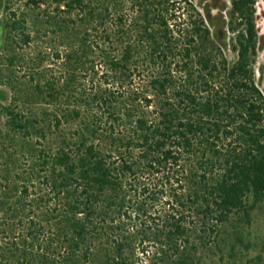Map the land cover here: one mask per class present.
Here are the masks:
<instances>
[{
  "label": "trees",
  "instance_id": "16d2710c",
  "mask_svg": "<svg viewBox=\"0 0 264 264\" xmlns=\"http://www.w3.org/2000/svg\"><path fill=\"white\" fill-rule=\"evenodd\" d=\"M18 1L0 16V264H192L191 207L216 225L262 202L256 0H229L233 62L192 3L175 33L173 0H130L115 32L117 0Z\"/></svg>",
  "mask_w": 264,
  "mask_h": 264
},
{
  "label": "rangeland",
  "instance_id": "374dc122",
  "mask_svg": "<svg viewBox=\"0 0 264 264\" xmlns=\"http://www.w3.org/2000/svg\"><path fill=\"white\" fill-rule=\"evenodd\" d=\"M21 3L18 0H0V16L9 12L8 8L14 10L18 6H21ZM190 3L194 4L202 15H205L208 11L210 15L217 16V19L213 21V27H211L213 33L217 24L220 26L219 22H225V25L227 24L226 12L229 8V0H187V2L185 0H173V4L175 5L170 7L171 11L169 14L171 15V20L169 21V25L175 33L178 30L186 28L190 16H192V20L194 19V14L191 13L188 7ZM117 4L119 11H112L108 19V24L114 32L116 30L114 24L117 22L118 15H124L127 20L136 15L135 10L131 8L130 0H117ZM255 8L257 15L256 26L259 31V36L264 40V19L262 18L264 0H256ZM128 23L126 27H128ZM226 26L224 31L227 32L226 44L228 53H225L222 49L221 52L223 57L229 62H233L236 57L231 49L234 35L230 33ZM126 27H124V31L127 30ZM221 37H223L222 34ZM39 38L37 42L31 45L32 50H41L45 41L49 43L53 42L51 37L44 38L42 33H40ZM126 40L125 36L124 41L126 42ZM133 40L131 37V42L129 43H132ZM142 54L139 53L136 57L138 68L133 72L132 89H145V78L149 71L142 63ZM32 64L31 61L28 62V65L25 62L23 72H17L22 75V73L32 67ZM262 65H264V50L258 51L254 65V82L260 91L264 90V78L259 77L256 70ZM56 72L57 70L55 69L52 73ZM154 210L157 212L170 211L171 206H167L166 199H163L155 206ZM195 212L196 207H191V215H188L190 217L187 219L188 226L191 227L187 246L192 254V264H264V199L253 210L248 212L247 217L240 211L239 213L231 215L226 222L217 223L216 225L210 218L203 219L200 214H198L199 217L192 215ZM211 230H213V233H211ZM150 251H153V249H149ZM135 257L137 258L136 264H140L145 260V257L139 253Z\"/></svg>",
  "mask_w": 264,
  "mask_h": 264
},
{
  "label": "water",
  "instance_id": "95a60500",
  "mask_svg": "<svg viewBox=\"0 0 264 264\" xmlns=\"http://www.w3.org/2000/svg\"><path fill=\"white\" fill-rule=\"evenodd\" d=\"M220 23V26H219V33L222 34V40H219V43L222 47V50L225 52V53H228V47H227V44H226V37H227V32L224 31V28H225V22H219ZM208 25H210V23L208 22ZM223 32V33H222ZM220 39V38H219Z\"/></svg>",
  "mask_w": 264,
  "mask_h": 264
},
{
  "label": "flooded vegetation",
  "instance_id": "af4514ba",
  "mask_svg": "<svg viewBox=\"0 0 264 264\" xmlns=\"http://www.w3.org/2000/svg\"><path fill=\"white\" fill-rule=\"evenodd\" d=\"M208 15H209V17H210V22L211 23H213V21H215L217 18V16H215V15H210V13L208 12ZM219 28H218V24H217V27H215V29H214V33H215V35H216V37H217V39L218 40H220L219 38H222L221 37V34L218 32L219 30H218Z\"/></svg>",
  "mask_w": 264,
  "mask_h": 264
}]
</instances>
